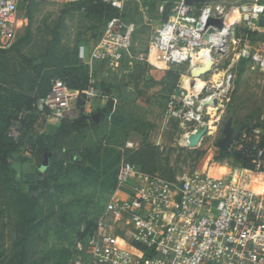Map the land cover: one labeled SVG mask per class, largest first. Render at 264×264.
Returning a JSON list of instances; mask_svg holds the SVG:
<instances>
[{
    "label": "rangeland",
    "instance_id": "obj_1",
    "mask_svg": "<svg viewBox=\"0 0 264 264\" xmlns=\"http://www.w3.org/2000/svg\"><path fill=\"white\" fill-rule=\"evenodd\" d=\"M84 1L20 0L21 40L0 52V264H67L75 241L105 220L104 206L125 161L170 181L195 170L236 171L235 180L249 178L253 188L264 181V161L260 171L256 165L246 169L217 146L229 117L236 130L246 121V132L259 129L264 136V72L243 56L245 51L264 52V33L252 35L238 24L230 31L227 51L214 53L215 67L205 80L231 73L230 90L220 106L204 112L211 127L198 146L190 147L187 126L170 120L166 108L191 72L157 70L141 60L160 25L156 3L147 12L129 4L127 20L137 27L130 54L118 66L106 67L78 57L80 46L92 50L108 18L107 11L81 8ZM224 1L227 7L242 4ZM40 59L44 67H34L32 62ZM63 68L80 83L96 84L105 105L99 99L94 105L99 104L103 119L53 140L45 152L44 137L52 127L36 103L43 84L47 87ZM45 153L49 167L40 175Z\"/></svg>",
    "mask_w": 264,
    "mask_h": 264
},
{
    "label": "built area",
    "instance_id": "obj_2",
    "mask_svg": "<svg viewBox=\"0 0 264 264\" xmlns=\"http://www.w3.org/2000/svg\"><path fill=\"white\" fill-rule=\"evenodd\" d=\"M239 1L242 4L234 8L227 7L224 0L192 6L185 0H101L116 14L107 20L89 53L86 46L79 47L78 57L83 63L90 59L106 67L118 66L130 54L137 30L126 17L129 4H138L147 12L149 4L156 3L160 25L141 60L157 70L187 68L191 72L190 77H183L185 83L177 95L171 96L166 108L170 120L187 126V139L209 130L211 124L205 120L204 112L220 106L227 98L232 79L228 73L219 80H205L206 74L197 80L202 86L192 88L193 61L200 60L207 48L214 69V53L227 51L230 31L238 24L253 33H264V0L236 3ZM18 4L19 0H0V52L13 49L21 39ZM168 4L170 13L165 19ZM210 18H221L226 23V28L213 33L222 38L221 42L212 41L213 34L209 41L204 39ZM243 56L264 72V52L245 51ZM96 99L105 105L93 81L79 90L55 79L48 94L36 105L47 123L57 126L63 120L77 119L81 113L93 116L99 105H94ZM253 134L260 139L259 129H254ZM242 137H247L246 131ZM127 145L134 147L133 143ZM262 154L259 152L254 161L257 171ZM234 172L216 175L195 170L170 181L140 172L133 162H122L116 188L105 204V220L76 241L73 264H264V189L253 188L249 178L236 181ZM257 184L264 186V181Z\"/></svg>",
    "mask_w": 264,
    "mask_h": 264
},
{
    "label": "trees",
    "instance_id": "obj_3",
    "mask_svg": "<svg viewBox=\"0 0 264 264\" xmlns=\"http://www.w3.org/2000/svg\"><path fill=\"white\" fill-rule=\"evenodd\" d=\"M24 1L29 3V1H31V0H24ZM76 1H74V2H76ZM93 3H96V5L93 4ZM80 7L81 8L83 7L86 11H90V12H93L95 10L107 11L108 12V15H107L108 18L106 19V21H105V23L103 25V28H104L107 20L112 18L116 14V11L114 9H112L110 6L102 3L101 0H85L84 2H82L80 4ZM169 8H170V4H168L167 13L164 15L165 19H167V16L170 13ZM103 28H102V30H103ZM102 30H101V32H102ZM101 32H100V35H101ZM251 33H252V35H256L257 34V33H253V32H251ZM100 35H99V37H100ZM20 40H19V42H20ZM50 50L51 49H49L48 53H50ZM32 64H33L34 67H37V68H42L45 65L43 59H40V60H37V61H33ZM60 71H61V75L57 79H61V80L65 81V83L72 89L83 90L89 84L88 81L85 82V83H80V81H78L76 78H71V73L69 72L68 69L63 68ZM52 82H50L47 87H45L46 85L43 84V86H42L43 88L40 91L38 99H40V98H42V97H44V96H46L48 94V92H49V90L51 88ZM79 106H80V110H81L82 106H83V102L81 104V101H80ZM111 106H112V102L109 101V103L107 104V108H109V107L111 108ZM244 123H246V121ZM244 123H242L237 128V131L239 132L238 141L235 144H233V146L230 148L229 151H223L222 150V155L230 156L237 163H240L241 167L247 169V168L255 167L254 161H256L258 159L259 152H261V151L263 152L262 157H261V161L262 162L264 161V136H263V132L260 131V139L256 140L255 137H254V134H253V130H254L253 129V130H249V131L247 130V132H246L247 133V137L245 139H243L242 134L246 130ZM89 124L90 125H98V123H95V122L92 121V116L91 117H85V115H83L81 113L80 116L77 119H74V120H63L62 123H60L57 126H51L50 125V127H52V128L50 129V132L48 134H46V136L44 137L45 144H44L43 151H44V149H45V152L48 149L51 150L50 144L52 143L53 140H56V139H58L60 137L67 136V135H69V134H71V133H73L75 131H79V130L87 127ZM0 136H2V133L0 134ZM46 155L49 156V153L48 154L45 153V156ZM118 168H117V171H118ZM117 171H116L114 182H113V189L110 191L109 195L116 188ZM34 189L35 188H33V190ZM34 197H36V193L33 194L32 200H35ZM104 209H105V206H104ZM88 234H90V233H87L86 236ZM86 236H84V237H86ZM80 239H82V238H80ZM80 239L78 238L76 241H78ZM76 241L74 243V248H75ZM66 255H67V264L74 263V252L73 253L67 252Z\"/></svg>",
    "mask_w": 264,
    "mask_h": 264
},
{
    "label": "water",
    "instance_id": "obj_4",
    "mask_svg": "<svg viewBox=\"0 0 264 264\" xmlns=\"http://www.w3.org/2000/svg\"><path fill=\"white\" fill-rule=\"evenodd\" d=\"M209 1H214V0H185V3L186 5L192 6L193 4L206 3ZM201 27L202 26L200 24L197 25L198 29H200ZM224 28H226V23L224 22L223 19L210 18L207 23V27H206L207 32L204 35V39L206 41H209L210 36L213 33H216L217 30L222 31ZM209 72L203 73L201 75H194L192 73L193 80L190 82L191 87L195 88L198 85L197 80ZM122 95L123 97H127L128 94L125 91H123ZM215 103H217L216 100H215ZM102 119H103V114L98 111H96L94 115L92 116V121L98 124L101 123ZM207 133H208V129H205L197 134L190 135L188 137L189 146L190 147L198 146V144L206 136ZM238 137H239V132L233 126V117H229L224 124L223 138L217 143V146L221 148V150L223 151H229L230 148L233 146V144H235L238 141ZM48 166H49V157L46 155L45 160L40 168L41 169L40 175H42V173L47 170ZM31 177H33V175Z\"/></svg>",
    "mask_w": 264,
    "mask_h": 264
},
{
    "label": "bare ground",
    "instance_id": "obj_5",
    "mask_svg": "<svg viewBox=\"0 0 264 264\" xmlns=\"http://www.w3.org/2000/svg\"><path fill=\"white\" fill-rule=\"evenodd\" d=\"M212 41H216V42H221L222 38H220V36L213 34L211 36ZM209 50L207 48L203 49V52L201 54V59L200 60H195L193 61L192 65H191V71L194 75H201L203 73L209 72L213 69L212 67V60L211 58L208 56ZM198 85H200V87L202 86L201 82H198ZM259 189H264V186L258 187ZM255 188V189H258Z\"/></svg>",
    "mask_w": 264,
    "mask_h": 264
},
{
    "label": "crops",
    "instance_id": "obj_6",
    "mask_svg": "<svg viewBox=\"0 0 264 264\" xmlns=\"http://www.w3.org/2000/svg\"><path fill=\"white\" fill-rule=\"evenodd\" d=\"M58 1V0H57ZM60 2H62V1H60Z\"/></svg>",
    "mask_w": 264,
    "mask_h": 264
}]
</instances>
